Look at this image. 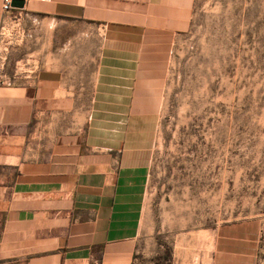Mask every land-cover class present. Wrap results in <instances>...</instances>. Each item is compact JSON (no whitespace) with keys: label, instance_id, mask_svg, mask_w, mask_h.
<instances>
[{"label":"crops","instance_id":"0c3cea01","mask_svg":"<svg viewBox=\"0 0 264 264\" xmlns=\"http://www.w3.org/2000/svg\"><path fill=\"white\" fill-rule=\"evenodd\" d=\"M0 0V264H264L255 226L147 232V123L195 0ZM164 59V60H163Z\"/></svg>","mask_w":264,"mask_h":264},{"label":"rangeland","instance_id":"374dc122","mask_svg":"<svg viewBox=\"0 0 264 264\" xmlns=\"http://www.w3.org/2000/svg\"><path fill=\"white\" fill-rule=\"evenodd\" d=\"M163 72L147 123V232L167 256L201 231L255 226L264 263V0H195Z\"/></svg>","mask_w":264,"mask_h":264},{"label":"water","instance_id":"95a60500","mask_svg":"<svg viewBox=\"0 0 264 264\" xmlns=\"http://www.w3.org/2000/svg\"><path fill=\"white\" fill-rule=\"evenodd\" d=\"M25 0H12L11 7L13 9L23 10L25 7Z\"/></svg>","mask_w":264,"mask_h":264},{"label":"built area","instance_id":"2783aa9c","mask_svg":"<svg viewBox=\"0 0 264 264\" xmlns=\"http://www.w3.org/2000/svg\"><path fill=\"white\" fill-rule=\"evenodd\" d=\"M11 2L12 0H4V3H3V11L8 13V12H11L12 11V7H11Z\"/></svg>","mask_w":264,"mask_h":264}]
</instances>
